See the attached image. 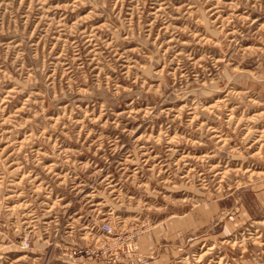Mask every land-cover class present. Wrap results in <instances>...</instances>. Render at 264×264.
<instances>
[{
  "label": "rangeland",
  "instance_id": "374dc122",
  "mask_svg": "<svg viewBox=\"0 0 264 264\" xmlns=\"http://www.w3.org/2000/svg\"><path fill=\"white\" fill-rule=\"evenodd\" d=\"M0 264H264V0H0Z\"/></svg>",
  "mask_w": 264,
  "mask_h": 264
}]
</instances>
